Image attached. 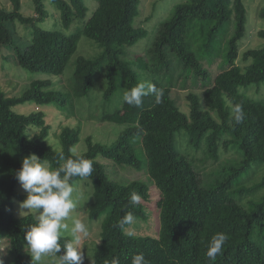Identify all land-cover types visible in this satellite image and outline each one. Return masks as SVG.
I'll use <instances>...</instances> for the list:
<instances>
[{
	"label": "trees",
	"instance_id": "obj_1",
	"mask_svg": "<svg viewBox=\"0 0 264 264\" xmlns=\"http://www.w3.org/2000/svg\"><path fill=\"white\" fill-rule=\"evenodd\" d=\"M7 1L11 9L0 8V50L16 48L20 67L33 73L63 74L81 35L101 49L93 59L76 60L70 92L54 87L49 79H31L28 89L18 97L0 91V245L7 242L14 257L11 264H31L22 251L25 233L36 220L29 214L14 216L9 209L14 200L22 202L27 196L16 191L19 182L15 172L22 159L32 154L52 170L62 168L69 159L93 161L90 177L68 181L89 180L93 193L88 217L103 216L99 243L89 255L88 264H110L112 258H118L120 264H131L132 258L141 253L149 264H264V194L257 202L244 203L226 192L243 168L253 163L264 166V98L250 99L239 91L241 86L264 83V42L244 51L239 65L236 63L238 43L245 36L243 0H179L156 26L152 43L136 60L127 58L126 49L147 35L146 28L135 25L140 0H50L59 13V25L52 29L38 26L48 16L46 0H32V17L21 14L20 0ZM89 2H96V6L87 17ZM260 16L264 19V8ZM74 20L79 23L66 33L64 29ZM17 24L28 29L27 36L15 44ZM257 36L264 41V30ZM248 61L242 70L240 64ZM213 64L216 74L209 70ZM101 67H105L102 97L109 100L121 92L122 109L129 115V122L111 146L94 143L88 137L86 151L74 154L80 131L65 126L59 134L60 144L52 147L47 144L50 126L42 113L21 115L12 111L25 102L67 107L73 97L79 99L95 88L93 76ZM140 81L163 89L162 102L157 103L154 94L143 97L139 106L124 102V93ZM173 87L187 91V114L176 106L171 96ZM237 104L244 112L240 123L233 117ZM120 112L116 108L104 120ZM28 125L39 130L28 134ZM181 130L197 153L196 161L207 163V172L219 163L221 149L230 143L243 153L241 167L230 169L224 182L202 185L206 171L195 169L194 159L176 148L175 134ZM98 155L151 179L159 192L157 236L124 233L125 225L119 226L121 218L127 212L138 217L143 209L141 202L130 203V194L136 192L146 202L149 189L139 180L124 184L109 180L103 165L96 161ZM257 189H264V172L253 190ZM217 233H224L228 239L211 261L206 252ZM69 241L61 236L57 256L64 254Z\"/></svg>",
	"mask_w": 264,
	"mask_h": 264
},
{
	"label": "rangeland",
	"instance_id": "obj_2",
	"mask_svg": "<svg viewBox=\"0 0 264 264\" xmlns=\"http://www.w3.org/2000/svg\"><path fill=\"white\" fill-rule=\"evenodd\" d=\"M179 0H140L136 6L135 25L144 27L147 30V35L139 40L134 46L126 49L127 58L129 60H136L138 56L142 55L144 50L152 43L155 32L159 22L168 17L172 7ZM7 0H0V8L10 10L11 6ZM88 2V0H87ZM21 14L25 17L34 16L32 0H20ZM90 8L87 17L91 15L95 9L96 2L88 3ZM246 9V24L245 36L239 41V55L236 63L239 65L241 55L248 49H254L262 46L263 40L257 36L258 31L264 30V19L261 18L260 12L264 8V0H243ZM45 6L48 11V16L38 23V26L43 29H52L57 27L59 21V13L55 7L50 3V0L45 1ZM154 7V8H153ZM154 9V12H153ZM153 13V14H152ZM152 15V16H151ZM86 17V18H87ZM78 20H74L68 29H64L69 33L76 27ZM27 26L17 24L15 27L14 37L16 43L21 42V37L27 36ZM156 31V30H155ZM17 38L19 40H17ZM16 48H3L0 50V91L8 93L11 97L20 96L29 87L31 79H49L53 86H57L59 90L70 92V80L74 72L75 62L79 58L93 59L100 54L101 49L91 39L84 35L79 38L76 51L70 57L63 74L53 76L49 74H42L30 72L16 63L15 59ZM241 63L240 67L249 64ZM211 74H216V65L210 66ZM105 67H101L94 74V79L97 81L94 89L90 90L87 94L81 96L79 99L73 97V100L66 107L57 106L54 104H36L35 102H25L16 105L12 108L17 114L30 115L33 113H42L46 123L50 126L47 144L56 147L60 144L59 134L65 126L76 127L79 129V141L73 149L74 154H82L86 151L85 139L90 137L92 142L99 143L105 146H111L121 131L126 127L129 122L128 113L124 112L121 105V92L114 95L109 100H105L103 96V75ZM141 83V81H140ZM54 86V87H55ZM53 87V88H54ZM174 88V87H173ZM200 88V87H198ZM173 90V89H172ZM239 91L247 98L254 100H261L264 98V83L259 85H249L239 87ZM186 90L181 87L174 88L171 96L175 100L176 106L183 113L187 114L188 104L185 101ZM118 108L121 112L110 120H104V117ZM103 118V120H102ZM39 129L34 125H28L26 133L36 134ZM175 144L177 150L188 155L193 161V167L202 171H206V177L202 178V185L211 186L216 181L224 182L228 177L230 169L239 168L244 161L243 153L238 149L235 143H230L226 148L221 149L219 153V163L215 164L214 168L208 171V165L201 161H196L198 156L192 148L188 145V136L184 130L175 134ZM219 152V151H218ZM143 154L140 150L139 155ZM193 158V159H192ZM96 161L103 165L107 177L111 181L126 183L132 180H139L145 182L149 189V199L144 202L140 200L143 205L142 213L135 217V222L132 225H125L124 233L129 236L150 237L157 236L159 232V209L156 206V201L159 198V192L153 186L151 179L149 180L143 172L137 171L127 166H120L101 155H98ZM48 166L47 162H45ZM49 167V166H48ZM50 168V167H49ZM264 166L263 164L253 163L249 167L243 168L238 177L235 179L233 185L226 191L228 194L235 196L240 202H257L264 194V189H255L261 182L263 177ZM74 194L73 197L76 202V209L73 210L70 218L66 220L69 224V230H63L64 237L72 239L70 228L72 220L79 218L89 228V237L82 242L83 261L82 264H88L89 255L92 253L93 248L99 243L100 228L103 216L98 218H89L87 214L88 206L92 201L93 187L89 180L81 179L73 184ZM16 191L20 194H27L20 184L16 186ZM20 201L14 200L9 212L14 216L32 215L34 218L39 215L42 209L37 210L36 213L27 211L20 208ZM130 233V234H129ZM24 257L31 260L26 249V241L22 251ZM0 258L4 260V264H11L14 257L10 253L9 246L6 241L0 245ZM41 264H56L55 260L50 255L42 257ZM71 264V262H69Z\"/></svg>",
	"mask_w": 264,
	"mask_h": 264
},
{
	"label": "clouds",
	"instance_id": "obj_3",
	"mask_svg": "<svg viewBox=\"0 0 264 264\" xmlns=\"http://www.w3.org/2000/svg\"><path fill=\"white\" fill-rule=\"evenodd\" d=\"M149 94L155 95L157 103L162 102L163 89H157L154 84L149 82H141L126 91L123 100L129 105L139 106L142 104L143 97ZM233 117L237 123L242 122L244 112L241 105L234 106ZM61 172H64L63 177H61ZM92 172L93 161L90 159H69L62 168L57 170L50 169L34 154L22 159L20 169L15 172V179L27 196L20 203V208L33 213L42 209L35 218L36 223L28 228L24 236L31 264H41L42 257L45 255L52 256L56 264H69V262L82 264V242L89 237L90 232L81 219L72 220L70 228L72 239L64 245V254L61 256H57L61 252V245L58 241L63 230H69L66 220L76 209L73 197L74 187L68 181L73 177L88 178ZM140 200L141 196L138 193L130 194L131 204H138ZM134 222L133 213L127 212L121 218L119 226L132 225ZM227 239L228 237L224 233H217L212 238L206 252L209 260L215 261ZM0 264H4L2 258H0ZM110 264H120V261L118 258H112ZM131 264H149V262L141 253L132 258Z\"/></svg>",
	"mask_w": 264,
	"mask_h": 264
}]
</instances>
